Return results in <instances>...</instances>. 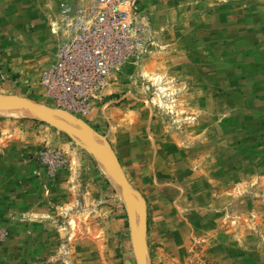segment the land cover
<instances>
[{
    "label": "rangeland",
    "instance_id": "374dc122",
    "mask_svg": "<svg viewBox=\"0 0 264 264\" xmlns=\"http://www.w3.org/2000/svg\"><path fill=\"white\" fill-rule=\"evenodd\" d=\"M61 3L0 0V101L89 127L135 194L51 122L0 116V264H139V247L143 264H264V0H142L137 55L88 117L39 82Z\"/></svg>",
    "mask_w": 264,
    "mask_h": 264
},
{
    "label": "built area",
    "instance_id": "2783aa9c",
    "mask_svg": "<svg viewBox=\"0 0 264 264\" xmlns=\"http://www.w3.org/2000/svg\"><path fill=\"white\" fill-rule=\"evenodd\" d=\"M142 0H62L52 60L39 71L44 96L56 109L88 117L92 102L140 47Z\"/></svg>",
    "mask_w": 264,
    "mask_h": 264
},
{
    "label": "bare ground",
    "instance_id": "6f19581e",
    "mask_svg": "<svg viewBox=\"0 0 264 264\" xmlns=\"http://www.w3.org/2000/svg\"><path fill=\"white\" fill-rule=\"evenodd\" d=\"M0 116H34L43 118L51 122L53 125L64 130L65 132L73 136L75 139H77L80 143L85 145L90 150L92 156L98 162L100 169H102L104 173L110 177L113 184L121 192L124 189L127 191V184L125 183V181H123L122 179H116L115 175H113L111 169L108 166L107 160H105L99 153L106 149L102 138L89 127L83 125L81 122L75 121L69 116L64 115L63 113H57L53 110L47 109L46 107L39 106L26 101H20V103L18 101L15 103L0 101ZM119 182L124 189H121ZM126 201L129 211H131V216L132 218H134L133 220L135 221V210H137L140 205L138 206V202L135 197H128Z\"/></svg>",
    "mask_w": 264,
    "mask_h": 264
},
{
    "label": "water",
    "instance_id": "95a60500",
    "mask_svg": "<svg viewBox=\"0 0 264 264\" xmlns=\"http://www.w3.org/2000/svg\"><path fill=\"white\" fill-rule=\"evenodd\" d=\"M111 162H112V164H113L114 167H115V171L120 173L121 171L117 168V164H116V162L113 161V160H111ZM122 175H123V174H122ZM123 177H124V176H123ZM127 192L130 193V194H135V192L131 190V188L129 187L128 184H127ZM137 259H138V263H139V264H143V261H142L143 259H142V256H141V249H140V247H139L138 252H137Z\"/></svg>",
    "mask_w": 264,
    "mask_h": 264
}]
</instances>
